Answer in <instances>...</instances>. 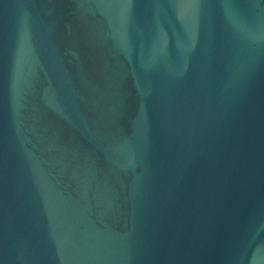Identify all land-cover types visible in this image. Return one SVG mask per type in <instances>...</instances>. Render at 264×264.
I'll use <instances>...</instances> for the list:
<instances>
[{"label": "water", "instance_id": "obj_1", "mask_svg": "<svg viewBox=\"0 0 264 264\" xmlns=\"http://www.w3.org/2000/svg\"><path fill=\"white\" fill-rule=\"evenodd\" d=\"M0 264H264V0H0Z\"/></svg>", "mask_w": 264, "mask_h": 264}]
</instances>
